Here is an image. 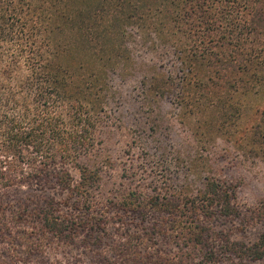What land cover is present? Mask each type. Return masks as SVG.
I'll return each instance as SVG.
<instances>
[{"label": "trees", "instance_id": "16d2710c", "mask_svg": "<svg viewBox=\"0 0 264 264\" xmlns=\"http://www.w3.org/2000/svg\"><path fill=\"white\" fill-rule=\"evenodd\" d=\"M205 2L154 0L137 10L129 6L131 0H0V246L14 261L19 247L28 255L45 257L54 243L83 252V264H255L264 260V237L247 246L232 241L219 228L221 220L242 216L235 188L213 176L197 178L195 166L186 167L191 179L180 183L173 173L163 172L166 161L160 159L159 173L145 190L100 200V164L107 163V156L94 154L95 135L107 118L102 101L109 92L108 83L98 82L93 74L79 80L75 66L63 64V53L73 48L63 42L65 27L74 33L82 26L92 34L96 13H102V20L111 10L122 24L134 19L158 31L161 18L212 22ZM126 9H132V15L126 16ZM240 11L238 21L226 25L233 23V35L241 41L264 37V0H245ZM226 26L218 23L205 34L211 42L207 53L224 58H218L220 64L215 66L220 67L204 69L208 83L201 79L199 84L201 88L209 85L208 91L237 93L245 73L240 67L249 62L231 56L234 40L225 38ZM218 31L223 41L216 37ZM86 58L89 66L90 57ZM102 67L106 69L107 64ZM144 85L150 100L170 95L174 83L153 75ZM233 116L230 112L229 117ZM257 215L264 216V203ZM127 220L134 222V230ZM80 257L46 264H81Z\"/></svg>", "mask_w": 264, "mask_h": 264}, {"label": "rangeland", "instance_id": "374dc122", "mask_svg": "<svg viewBox=\"0 0 264 264\" xmlns=\"http://www.w3.org/2000/svg\"><path fill=\"white\" fill-rule=\"evenodd\" d=\"M137 1L138 4L131 0L129 6L139 10L142 4L154 2ZM244 3L245 0H206L205 11L214 23L161 18L158 31L153 26L146 29L134 19L122 24L120 16L111 10L102 20V13L95 14L92 34L82 26L74 33L65 27L63 42L73 48L63 53V64L72 63L79 80L93 74L98 82L108 83L109 92L102 101L107 118H103L95 135L94 154L107 156V163L100 164V200L120 198L128 190H145L152 176L159 173L156 166L160 159L166 161L163 172L170 176L173 173L180 183L191 179L186 167L195 166L197 178L201 174L204 178L213 176L235 188L242 216L234 221L221 220L219 228L227 231L232 241L247 246L264 237V216L257 215L264 203V37H245L241 41L232 33L233 23L226 26L238 21ZM126 13L132 15V9H126ZM218 23L228 28L225 38L234 40L229 47L231 56L249 62L240 67L245 73L243 87L237 93L208 91L209 85L201 88L199 84L201 79L203 84L208 83L204 69L210 72L209 66L220 67L215 66L220 64L218 58H224L207 53L211 42L205 34L208 28L215 30ZM218 32L216 37L223 41L222 31ZM86 56L90 57L89 66ZM109 58L115 63L109 65ZM153 75L173 81L170 95L150 100L145 97L144 84ZM230 112L233 117H229ZM133 223L127 224L131 230ZM5 248L0 246V264H46L58 259L65 263L79 255L81 264L85 261L83 252L55 243L45 257L28 255L19 247L14 253L15 261ZM255 264H264V260Z\"/></svg>", "mask_w": 264, "mask_h": 264}]
</instances>
